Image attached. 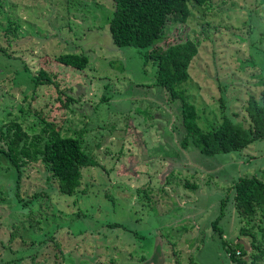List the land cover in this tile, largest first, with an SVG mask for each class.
Returning <instances> with one entry per match:
<instances>
[{
  "label": "rangeland",
  "instance_id": "1",
  "mask_svg": "<svg viewBox=\"0 0 264 264\" xmlns=\"http://www.w3.org/2000/svg\"><path fill=\"white\" fill-rule=\"evenodd\" d=\"M190 8L186 21L167 22L161 45L199 40L180 87L196 125L207 131L232 115L247 127V99L264 82V0ZM112 11L113 0H0V128L16 117L32 136L41 111L62 135L81 134L99 162L82 170L85 191L64 195L40 160L23 166L17 184L0 153V264H237L213 221L224 239L239 235L245 223L229 188L242 175L264 180V140L214 155L192 138L183 146L180 101L154 84L152 60L112 41ZM71 51L88 56L86 67L55 61ZM40 68L58 87L33 88Z\"/></svg>",
  "mask_w": 264,
  "mask_h": 264
},
{
  "label": "trees",
  "instance_id": "2",
  "mask_svg": "<svg viewBox=\"0 0 264 264\" xmlns=\"http://www.w3.org/2000/svg\"><path fill=\"white\" fill-rule=\"evenodd\" d=\"M210 2L211 0H113V11L108 19L112 41L118 46L137 48L143 55L144 64L152 60L156 66L154 84L163 87L171 101H180V114L185 129L181 144L186 146L192 138V142L206 155L238 151L256 139L264 140V82L259 97L251 94L247 99L244 108L247 127L232 115H224L218 125L207 131H200L196 125V107L187 98L185 90L180 88L189 79V66L198 52L199 40L186 38L165 47L161 45L170 19L184 22L190 15L191 5L202 6ZM55 61L83 69L89 58L84 53L59 52ZM30 79L34 89L42 84L59 85L51 73L41 68ZM62 90L58 92L60 97L61 92H64ZM72 101L73 98L69 96L62 99L66 107ZM37 115L42 126L32 136H28L16 117L0 128V153L13 166L17 174L15 182L19 183L23 166L27 162L40 160L57 182L55 192L71 195L85 191V188L80 189L82 170L98 165L97 157L84 147L81 134L62 135L54 121L47 120V115L41 111ZM229 191L232 192L233 206L245 225L239 228L238 236L229 239L222 237L216 219L213 221V228L220 232L221 245L230 260L237 264L261 260L264 258V249L254 230L259 224H254L253 220L257 215L261 216V220L264 218V180L258 175H242L232 182ZM224 201L225 198H222V205ZM220 215L222 214L217 219ZM240 235L249 238V251L248 244H245L243 238L240 239ZM261 235L263 238L262 229Z\"/></svg>",
  "mask_w": 264,
  "mask_h": 264
}]
</instances>
